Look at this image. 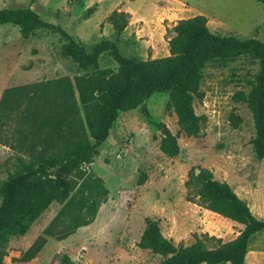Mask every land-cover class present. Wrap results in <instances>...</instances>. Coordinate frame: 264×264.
I'll list each match as a JSON object with an SVG mask.
<instances>
[{
    "label": "rangeland",
    "instance_id": "1",
    "mask_svg": "<svg viewBox=\"0 0 264 264\" xmlns=\"http://www.w3.org/2000/svg\"><path fill=\"white\" fill-rule=\"evenodd\" d=\"M1 8H29L43 25L28 38L15 25L0 26V97L7 87L82 72L72 57L61 52L66 41L61 30L87 50L102 39L116 40L124 56L137 59L168 56L172 26L195 15L206 17L212 33L264 42V7L257 0H0ZM114 10L130 14L117 39L107 21ZM99 65L117 67L108 52L99 56ZM257 71V61L248 57L206 65L202 98L193 102L195 113L203 117L197 136L179 131L176 115L166 110L168 92H154L137 108L119 112L108 136L95 148L93 162L82 167L108 189L91 222L61 240L44 235L62 206L53 202L24 235L8 242L3 264H13V258H19L38 236L46 242L27 264H61L63 254L74 264H158L162 257L138 244L147 219L156 220L162 236L174 245L228 242L244 225L208 209L188 189L186 181L199 168L227 182L254 217L264 221V156H256L247 105L234 99L236 91L248 92V80ZM158 123L177 134V155L169 157L160 150L164 129ZM13 157L14 151L0 144V184L15 167ZM49 171L70 182L69 197L76 207L85 202L81 178L58 167ZM143 173L146 177L139 184ZM244 264H264V229L251 236Z\"/></svg>",
    "mask_w": 264,
    "mask_h": 264
},
{
    "label": "trees",
    "instance_id": "2",
    "mask_svg": "<svg viewBox=\"0 0 264 264\" xmlns=\"http://www.w3.org/2000/svg\"><path fill=\"white\" fill-rule=\"evenodd\" d=\"M257 1L264 7V0ZM129 18L128 12L117 10L107 17L116 39ZM4 24L17 26L20 35L28 38L43 22L29 8H1L0 26ZM171 29L169 55L152 59L124 56L116 40L109 39L87 50L61 30L66 40L61 52L72 57L82 72L72 78L41 80L2 91L0 144L14 151L15 167L0 184V264L7 255L8 242L24 235L53 202L62 206L44 235L61 240L91 222L108 189L91 170L82 167L93 162L95 148L106 139L119 112L137 108L154 92H168L166 110L176 115L179 131L197 136L203 117L195 113L193 102L202 98L203 69L213 61L239 57L257 61L258 71L248 80V92L238 90L234 99L247 105L255 129L252 144L257 158L264 156V42L212 33L203 15L179 19ZM104 52L116 63L115 70L100 67L99 56ZM157 125L164 129L160 150L169 157L177 155V134L162 123ZM52 167L82 179L85 202L79 207L69 197L70 182L52 174ZM145 177L141 174L138 183ZM186 186L208 209L243 224L240 233L225 243L217 239L215 246L201 240L174 245L162 236L156 220L147 219L139 246L161 256L158 264H244L249 240L264 229V221L256 219L229 184L214 179L207 169L191 172ZM45 242L44 236H38L19 258H13V264H27ZM60 263L74 264L67 254L61 256Z\"/></svg>",
    "mask_w": 264,
    "mask_h": 264
}]
</instances>
